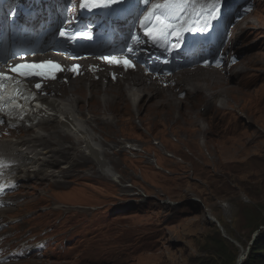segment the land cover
Instances as JSON below:
<instances>
[{
	"label": "rangeland",
	"instance_id": "rangeland-1",
	"mask_svg": "<svg viewBox=\"0 0 264 264\" xmlns=\"http://www.w3.org/2000/svg\"><path fill=\"white\" fill-rule=\"evenodd\" d=\"M252 13L243 18L251 23L234 51L246 71L237 80L238 65L227 62L219 75L229 79L195 80L190 73L191 87L199 91L190 97L187 77L178 79L181 85L161 81L172 91L146 96L135 108L130 93L137 82L125 78L106 90L114 103L105 111L114 123L100 119V98L89 101L93 80L85 72L79 92L71 85L55 89L60 99L81 94L82 117L91 114L101 123L92 135L105 144L122 143L108 157L118 179L97 175L92 160L67 158L52 169L59 177L22 181L26 188L12 195L17 206L0 211L10 225L3 232L16 233L12 245L30 232L49 243L38 257L32 253L11 264H237L242 251L241 264H264V0H255ZM241 24L234 18L226 45L233 46ZM227 68H233L229 74ZM103 79L102 73L96 78L98 96ZM8 136L6 129L0 132Z\"/></svg>",
	"mask_w": 264,
	"mask_h": 264
},
{
	"label": "bare ground",
	"instance_id": "bare-ground-1",
	"mask_svg": "<svg viewBox=\"0 0 264 264\" xmlns=\"http://www.w3.org/2000/svg\"><path fill=\"white\" fill-rule=\"evenodd\" d=\"M64 3L65 1H63V4ZM55 14L57 15L58 18H62L61 17L62 14L58 13V11ZM236 14L238 13L236 12ZM237 19L238 18H236L235 21ZM241 22H243L244 24H241V26L239 25L235 32L234 44L232 48H230L231 51H235L237 41L242 39L248 33L247 27L251 23V21L249 19L246 20L242 19ZM71 25L72 24L70 23L68 26L70 27ZM78 32H84V31L79 30ZM220 50L221 49H218L216 51V54H218ZM109 51L110 48L106 49L104 51L105 54L102 55L101 57L84 56L81 58L80 57L72 58L66 56L64 53L50 52L45 55L40 54L37 56L22 57L20 60L13 61L10 63L7 62L0 67V72L3 71L8 73L9 69L18 63H22V62L40 63L51 60L55 63H58L63 68V71L56 72L55 74L56 80L39 82L42 84L43 87L41 91L43 92L47 91L45 90V88L50 89L51 91L50 96L44 95L43 92L35 90L38 95L37 99L39 101H43V104L45 106V111L42 114H37L30 121L29 125L26 124L25 122H19V121L10 124L12 126L13 124L20 123L17 130L11 131L12 133L11 136L4 137L7 139H3L0 137V167H2L3 161H7L10 166H8L6 169L10 171L11 175L18 182H22V181L25 182L26 180L38 181L41 179V177H42L41 180L44 182L45 179H47L48 177H50L52 173H54V170H52L53 167L57 166L58 162L60 163V161L67 158L73 160L77 164H81L83 162L92 160L95 163L94 165L96 168L97 175L106 177V179L108 178L111 181H115V182L117 181L118 179L117 169L115 167V164H113L111 161L108 160V157L111 154L117 155L116 149H118L117 147L121 146L122 143L121 142H119L118 144L106 143L107 144L106 145L105 143H102L97 138V136L92 135L93 133H95V129L100 128L101 123H96V121L93 122L92 120L94 119L93 118L94 116H92L91 114H89V118L87 119L86 117L85 118L82 117V113L79 110L80 108L79 105H81L83 102V97L81 96V94L79 95L76 93L72 95L67 94L68 96H65L63 99L62 97L61 99L59 97L57 98L58 91H55L56 88L63 89L66 88L67 85H71L70 86L71 89H73L75 92H79L80 87L78 83L80 82L81 78H83L81 77V75L82 73L84 75V72L86 73V75H90L93 80L92 83L93 85L91 86L92 87L91 91L93 92V94L89 98V101L91 99L93 100L95 96L100 98V101H103L101 102L102 103L101 106L104 109L101 110L103 112V115L101 116L100 119L105 120L104 123L106 122L112 123L113 121H115L114 117H113V121H111L112 119L109 115L110 113H108L109 110L105 111L108 105L114 103L113 96L111 95V91L110 90L106 91V90L111 89L112 87L111 84L117 85L116 83H123L125 81L123 79L125 78L130 80L133 79L135 80V82H137L136 87L135 88L133 87L134 89L131 88L132 92L130 93L131 103L132 105L135 106V108L137 104L140 103L143 100V98L146 96L159 98L160 96H162L161 92L172 91V86L170 85V83L169 84H167L166 82L161 83V81L177 82L178 79H181L182 82V79L184 77H187V75L190 73H193L197 77L195 78V80L200 79L198 78V76L211 78L212 81H217V82H221L223 79L230 78V76L228 78L225 77L222 78L219 75L227 67V62H228V56L226 55L227 53H224V57H226V59L222 64V66L218 68L195 66L188 68L186 70L177 71L175 74L170 76H164L158 73H150L143 67V65L134 61L133 63L136 66L135 68H130V69H125L122 65L109 64L107 61L102 59V57L104 56H109L107 55ZM214 52H215L214 49L207 48L204 53H202L201 51H197L195 54L190 55L188 59H195V62H203L205 61V59H207L216 63L219 60H216L215 56L213 55ZM89 54H93V52L91 51ZM231 58H229L228 66H230L231 63H233L231 65L232 67L233 66L236 67L238 65V67L234 69L235 71L233 74V78L236 79L235 76L239 75L238 74L239 71L243 70V74H245L246 71L244 70V68H241L243 67L241 65L242 64L241 62L237 63L235 66L234 63L236 62V59L234 58L232 60ZM146 59L147 57L144 58L143 61ZM77 65L79 66L78 69L76 71H73L72 69L74 68V66ZM233 68H227L229 69V70L226 69L227 74H229V72ZM101 73L104 76V79L103 82L101 83L102 93L100 96H98L95 93V90L98 88L97 87L98 82L96 78L99 77ZM75 76L80 78L76 79ZM190 77L186 78L190 81V88L188 86L184 90L185 92H187V88L190 89L188 91L189 97L193 94L199 93V91H195L194 90L195 88L191 87L192 86L191 82L193 81V78L191 81ZM84 79L86 78L84 77ZM186 79H184L183 81L185 82ZM150 80L155 81V84H151ZM35 81L36 80L32 81V83ZM181 82L178 81L177 83L181 85L182 84ZM36 83L33 84L34 89ZM185 83L187 84V82ZM49 87H53V88H49ZM66 89H68V87ZM198 89L200 90V88ZM220 94L221 93L219 92L218 95ZM212 98H216V97L213 95L211 99ZM182 103L185 102L182 101ZM155 110H159V109H155ZM34 121H38V122L36 123ZM44 126H47L49 128H45ZM0 132L2 136V131L0 130ZM16 136L17 137L22 136V137L17 139ZM66 143H70V144H66ZM130 149L133 151L135 150L133 148ZM45 170H49V172H45ZM44 176H46V178H43ZM52 176L59 177V175L55 173ZM59 182H63V180L61 179L58 181V183ZM127 186L125 187L127 188L130 187L129 185ZM12 201L16 203L15 205L17 206L18 204L17 199L15 198ZM7 209L0 211H6ZM243 253L244 252L242 251L240 259H238L237 262L238 264L244 259Z\"/></svg>",
	"mask_w": 264,
	"mask_h": 264
},
{
	"label": "snow or ice",
	"instance_id": "snow-or-ice-1",
	"mask_svg": "<svg viewBox=\"0 0 264 264\" xmlns=\"http://www.w3.org/2000/svg\"><path fill=\"white\" fill-rule=\"evenodd\" d=\"M125 3L126 0H80L78 7L88 11L111 10L113 6ZM222 3L223 0H143L146 11L139 19V28L154 45L178 48L184 42L186 34L203 33L211 21L220 18ZM67 23L70 24L71 21ZM59 36L75 41L77 37L91 39L92 33L84 31L70 35L66 28H62ZM131 40L134 46L146 42L139 35H133ZM134 46H128L127 52L134 54ZM102 59L109 64L122 65L125 69L136 66L127 55L104 56ZM216 63L220 66L219 61ZM78 67L74 66L72 70L76 71ZM60 71H63V68L49 60L40 63L22 62L12 66L8 73L0 72V114L12 117L13 113L23 111L25 104L30 100H35V94L25 86L29 78L55 79L56 72ZM41 88V83L35 84V89ZM36 107L41 105L36 104ZM0 123L3 121L0 120Z\"/></svg>",
	"mask_w": 264,
	"mask_h": 264
},
{
	"label": "clouds",
	"instance_id": "clouds-1",
	"mask_svg": "<svg viewBox=\"0 0 264 264\" xmlns=\"http://www.w3.org/2000/svg\"><path fill=\"white\" fill-rule=\"evenodd\" d=\"M133 196H139V198H142V197H140V195L137 194V193H134ZM9 263H10V262H9ZM4 264H8V263H4Z\"/></svg>",
	"mask_w": 264,
	"mask_h": 264
},
{
	"label": "water",
	"instance_id": "water-1",
	"mask_svg": "<svg viewBox=\"0 0 264 264\" xmlns=\"http://www.w3.org/2000/svg\"><path fill=\"white\" fill-rule=\"evenodd\" d=\"M242 263V261L239 263V264H241ZM238 264V263H237Z\"/></svg>",
	"mask_w": 264,
	"mask_h": 264
}]
</instances>
